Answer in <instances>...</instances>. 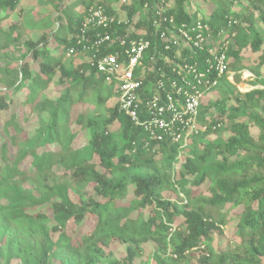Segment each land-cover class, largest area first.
<instances>
[{"label":"trees","instance_id":"obj_1","mask_svg":"<svg viewBox=\"0 0 264 264\" xmlns=\"http://www.w3.org/2000/svg\"><path fill=\"white\" fill-rule=\"evenodd\" d=\"M202 1L215 3L209 16L187 9L189 0H0V264H135L148 243L156 264H264V74L255 70L261 87L245 92L228 79L246 47L261 50L253 18L264 22V0ZM115 4L128 21L97 31L151 40L145 83L161 72L174 78L182 62L203 70L210 48L226 53L227 71L201 87L218 92V117L185 148L164 140L153 151L149 130L119 110L118 89L97 71L94 50L78 42L89 9L116 15ZM145 4L148 16L134 20ZM155 18L159 30L200 20L212 41L177 57L172 44L164 50ZM259 57L264 66V50ZM209 108L201 98L199 120ZM113 242L123 255L106 252Z\"/></svg>","mask_w":264,"mask_h":264},{"label":"built area","instance_id":"obj_2","mask_svg":"<svg viewBox=\"0 0 264 264\" xmlns=\"http://www.w3.org/2000/svg\"><path fill=\"white\" fill-rule=\"evenodd\" d=\"M121 2L129 4L130 0ZM144 7L149 10L147 4ZM154 13L161 15L157 10ZM162 20L173 22L171 17L166 16ZM127 21V18L121 19L118 15L107 13L102 6L89 9L78 42H86L83 47L94 50L91 59L97 71L104 76L106 83L113 84L118 89L119 110L135 124H143L149 130V138L156 142L153 151H156L164 140L180 142V148H185L189 138L205 127H201L198 120L200 100L205 90L201 87L207 89L213 86L217 81L216 77L227 71L226 53L210 48V57L203 70L195 67V63L182 62L172 67L174 78L164 80L165 74L161 72L154 81L145 83L143 56L151 47V40L144 36L132 37L128 34L114 37L108 32L97 31L98 28ZM153 25L156 31L159 30V19H153ZM207 27L200 20L189 25H171L168 29L159 30L158 37L161 43L165 41L164 50L170 49L171 44L175 46V56L178 57L183 49L192 50L212 41L211 33H202ZM90 31L96 32L92 38L89 36ZM103 46L107 47L101 52ZM153 59L154 55H151L150 60ZM140 113H143V118Z\"/></svg>","mask_w":264,"mask_h":264},{"label":"rangeland","instance_id":"obj_3","mask_svg":"<svg viewBox=\"0 0 264 264\" xmlns=\"http://www.w3.org/2000/svg\"><path fill=\"white\" fill-rule=\"evenodd\" d=\"M33 1L34 0H24V5L30 6ZM37 3L39 5H41V4H43V0H37ZM214 4H215L214 2H209V4L207 5L205 3V1H202V0H189V2L187 3V9H189L191 11H196V13L198 14V17L201 16V14H205L206 16H209L212 8L214 7ZM241 6H242V3L240 1H238L236 3H233L231 7L238 9ZM114 7H116V15H118L121 19L127 18V10L126 9L121 8L117 4H115ZM148 11L149 10L144 7L141 11L136 13V15L134 16V20L146 18V16H148ZM12 19H17V15L15 13L12 14ZM253 22L255 25L254 27L260 32L261 36L264 38V22L260 19L258 14H256L254 16ZM129 31H131V29ZM263 50H264V42L262 43L261 50L258 52L253 53L249 47H246L243 50L242 59H240L238 64H236L237 69L236 70L233 69V67H231V65H230V69H231L230 72L234 73L232 83L235 84V87L240 92H245V91H247L253 87H261V85L256 81V74L254 72L256 70V71H259L261 74H264V66L258 65V59L260 58L259 55L263 52ZM79 62H80L79 58H74L72 65L73 66L77 65ZM249 73H252V75H253L252 79H249V77H248ZM237 74L240 75V80L235 82L234 76ZM229 75H230V73H229ZM218 98H219V94L217 91H210V92H207L205 95L203 94L202 99L204 100L205 104L210 105V108L204 114L203 120L198 119L199 123H200L199 125L201 127L208 125L209 121L212 118L218 117V110L214 106V104H215L216 100H218ZM113 103H114L113 99H109L107 101V105H112ZM33 121H35L34 120V114L31 115L30 119L26 122L24 127L28 128L31 131V129L34 125ZM252 134L254 136H257V131L254 128L252 129ZM224 135L226 136V135H228V133L226 132ZM213 137L214 136H212V138ZM204 140H209V138L206 137ZM187 155H188V152L182 153L181 155H179L180 157H178L179 160L175 165L174 171L177 172L180 169V166L183 163L185 156H187ZM55 171L58 175L64 174V171L59 166L55 167ZM186 177L188 179L191 178V176H186ZM201 188L203 190H205L207 188V184L206 183L202 184ZM85 190L87 193H90L92 191L90 186H88V188L86 187ZM207 193H208V191H207ZM165 196L171 197L174 200L176 199L175 196H173L169 192L165 193ZM179 203H180V201H179ZM179 206H181V204H179ZM239 211H240L239 207L229 210L228 217H231L234 219ZM180 227L184 228L183 224H181ZM224 230L226 232H228V230H229L228 226H224ZM153 249H154V245L152 243H148V244L143 245V251L141 252L142 254H140L135 259L134 263L139 264L140 262H145L148 264H156L154 258H152ZM105 250H106V252L111 251V253L114 257H117L121 254L123 255V247L116 242H113ZM197 255L198 254H196V256ZM12 263L13 264H19V262L16 260H13Z\"/></svg>","mask_w":264,"mask_h":264},{"label":"crops","instance_id":"obj_4","mask_svg":"<svg viewBox=\"0 0 264 264\" xmlns=\"http://www.w3.org/2000/svg\"><path fill=\"white\" fill-rule=\"evenodd\" d=\"M233 74H234V73L230 72V75L228 76V79H229L231 82H232V79H233ZM248 77H249V79H252V77H253L252 73H249Z\"/></svg>","mask_w":264,"mask_h":264}]
</instances>
